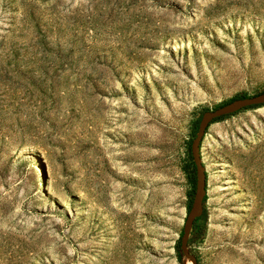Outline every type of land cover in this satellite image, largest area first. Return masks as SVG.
Returning a JSON list of instances; mask_svg holds the SVG:
<instances>
[{
	"label": "rangeland",
	"instance_id": "374dc122",
	"mask_svg": "<svg viewBox=\"0 0 264 264\" xmlns=\"http://www.w3.org/2000/svg\"><path fill=\"white\" fill-rule=\"evenodd\" d=\"M260 95L264 0H0V264H129L125 227L130 264H193L200 122ZM202 153L191 254L264 264V105Z\"/></svg>",
	"mask_w": 264,
	"mask_h": 264
},
{
	"label": "water",
	"instance_id": "95a60500",
	"mask_svg": "<svg viewBox=\"0 0 264 264\" xmlns=\"http://www.w3.org/2000/svg\"><path fill=\"white\" fill-rule=\"evenodd\" d=\"M260 105H264V95L254 98L236 100L233 103L223 106L216 111L207 112L202 117L196 139L192 144V156L194 159L197 176L196 195L185 224L184 234L181 238V252L184 257L189 259L193 264L199 263L197 258L190 252L189 238L196 220L200 218L204 212V200L207 195V169L204 166L202 147L208 130L214 124V122L219 119L235 115L245 109Z\"/></svg>",
	"mask_w": 264,
	"mask_h": 264
},
{
	"label": "bare ground",
	"instance_id": "6f19581e",
	"mask_svg": "<svg viewBox=\"0 0 264 264\" xmlns=\"http://www.w3.org/2000/svg\"><path fill=\"white\" fill-rule=\"evenodd\" d=\"M129 230H130L129 227H125L124 228V238H123V241H122L123 245L121 247V251L122 252H121L120 255H121V258H122L123 262H129V264H130L132 262L131 261V255L134 252L135 238H137L138 236L136 237V235H133L134 233L132 234L133 235L132 236L130 234ZM136 243H137V241H136Z\"/></svg>",
	"mask_w": 264,
	"mask_h": 264
},
{
	"label": "trees",
	"instance_id": "16d2710c",
	"mask_svg": "<svg viewBox=\"0 0 264 264\" xmlns=\"http://www.w3.org/2000/svg\"><path fill=\"white\" fill-rule=\"evenodd\" d=\"M239 99H245V97H239L238 100H239Z\"/></svg>",
	"mask_w": 264,
	"mask_h": 264
}]
</instances>
